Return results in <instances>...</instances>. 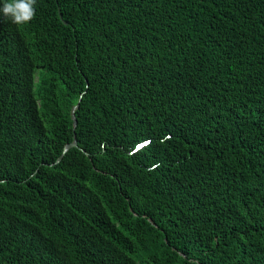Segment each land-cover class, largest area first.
I'll list each match as a JSON object with an SVG mask.
<instances>
[{
  "label": "trees",
  "instance_id": "16d2710c",
  "mask_svg": "<svg viewBox=\"0 0 264 264\" xmlns=\"http://www.w3.org/2000/svg\"><path fill=\"white\" fill-rule=\"evenodd\" d=\"M0 264H264V0L0 12Z\"/></svg>",
  "mask_w": 264,
  "mask_h": 264
},
{
  "label": "clouds",
  "instance_id": "9594fccd",
  "mask_svg": "<svg viewBox=\"0 0 264 264\" xmlns=\"http://www.w3.org/2000/svg\"><path fill=\"white\" fill-rule=\"evenodd\" d=\"M36 0H7L0 8L4 17L12 23L24 24L30 22L35 16Z\"/></svg>",
  "mask_w": 264,
  "mask_h": 264
},
{
  "label": "water",
  "instance_id": "95a60500",
  "mask_svg": "<svg viewBox=\"0 0 264 264\" xmlns=\"http://www.w3.org/2000/svg\"><path fill=\"white\" fill-rule=\"evenodd\" d=\"M79 107V105H77L74 110H73V113H72V118L74 120V131L76 130L77 128V120H76V117H75V110ZM75 147H78V143H77V140H76V137H74V141L73 143H70V144H67L64 148V151H63V154L62 156L59 158L58 162H60L63 158V156L72 148H75Z\"/></svg>",
  "mask_w": 264,
  "mask_h": 264
}]
</instances>
